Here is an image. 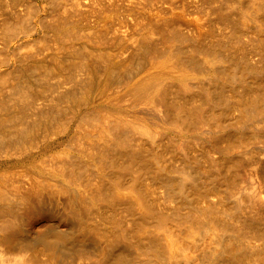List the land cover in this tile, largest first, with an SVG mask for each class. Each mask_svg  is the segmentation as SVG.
Wrapping results in <instances>:
<instances>
[{
	"label": "bare ground",
	"instance_id": "obj_1",
	"mask_svg": "<svg viewBox=\"0 0 264 264\" xmlns=\"http://www.w3.org/2000/svg\"><path fill=\"white\" fill-rule=\"evenodd\" d=\"M55 1L0 0V264L38 263L18 235L54 250L71 220L100 264H264V0H137L165 11L110 42Z\"/></svg>",
	"mask_w": 264,
	"mask_h": 264
},
{
	"label": "rangeland",
	"instance_id": "obj_2",
	"mask_svg": "<svg viewBox=\"0 0 264 264\" xmlns=\"http://www.w3.org/2000/svg\"><path fill=\"white\" fill-rule=\"evenodd\" d=\"M48 1L52 4V3H54L55 0H51L52 2H51L50 0H35V3H37V4L40 5V6L43 5L42 7L45 8V7H48V6L50 5V3H49ZM57 1H58V0H57ZM57 1H55V4H57L58 2L61 3L62 5L64 4V3H63L64 0H63V1L60 0V1H62V2H60V1L57 2ZM71 1H72V0H71ZM71 1L69 2V0H67V1H64V2H69V4L71 3V4H72V5L70 4L71 7L73 6V4L76 5V2L73 3V2H71ZM78 1H81L80 4H77V5H80V6H79L80 10L78 9V6H75V5H74L76 8L73 6V8H74V9H73V8L67 6L68 3H65L66 6H67L66 9H70V8H71L70 11L72 12L73 15H74L75 13H77V14H75V16H76V15H77V16H78V15L81 16L80 19H79V18L75 19L76 17H73L72 14H71V12H69V10H67V11L65 10L66 15H67L68 12H69V14L72 16V18H71V16L68 14V15L70 16L69 18L72 19L71 21H70V19H68L69 22H74V21H73V18H74L75 21L77 20L74 24H75V25H76V24L78 25V23H79L78 26L80 27V29H81V30H84V31H86V32H87V29H88V31L90 32L92 29L90 30L89 28H91V27L93 26V27H92V28H93V30H92L93 32L91 31L90 33H94V32L96 33L97 31H101V32L103 31V32H104L105 29H108V30H105V32L107 31V34H106L105 37H106L108 40H109V38H110V34H113V36H111V38L113 39V37L115 36V33H116L117 31H121L124 27H125V30H126V29H127V30H131V29L134 27V25H131L130 23H132V24L135 23L137 19H139L138 22H140V19L143 21L142 18H140V17L138 18V16L140 15V12H139V11H140L141 9H142V10H145L146 12H150V11H151V12H152V11L155 12V10L158 9V4H159V2H158V3H157V7H156L155 4H153V6H155V9H154V7L152 6V4H151V6L149 5V4H150V1H149V4L147 3L148 0H146L147 2H146L145 4H144L143 2H139V4L137 3L138 1H145V0H138V1H137V0H135V1H132V0L129 1V0H128L129 2H127V1L125 0V2H127V4H131L130 2H136V1H137L136 3H137L138 5H137L136 3L134 4L135 6H137V9H136V7H134V5H131V7H130V5H129V6H126L125 8H124V7L120 8L121 6H123V5L125 6V4H126V3L124 2V0H123V3H122V0H120L119 2H120L121 4L119 3L118 5H116V3H115V5H116V7H118V9L115 7V5L112 4L113 7H115V8L113 9L112 5L109 4V3H107V1H105V0H103V1H102V0H101V1H100V0H96V2H98L97 4L93 2V1H95V0H92V1H91V0H78ZM84 1H85V2H84ZM86 1H87V2H86ZM170 1H171V0H170ZM170 1L168 2V0H167V3L165 4L166 7L169 5ZM182 1H185V2L183 3L184 6H187V5H190V4H191L192 6H191V7H188V6H187V7H185V9H183V4L180 3V2H182ZM56 2H57V3H56ZM83 2L85 3V5H82V4H84ZM99 2H101L102 6H103V5L107 6V8H106V7H102L101 5H99V4H100ZM103 2H104V4H103ZM173 2H174V3H175V2H176V3H179V4H177V6L179 5L178 7H177L176 5H174V3L172 4V7H174L173 10L175 9V6H176V8H177V12H180V11H179L180 9H183L184 11L187 10V11L185 12L187 17L192 16V15H190V14H194V13L197 11V10H196L197 7H196V4H195V3H197V2H196L195 0H190V1H189V0H187V1H186V0H180V1H179V0H176V1H173ZM188 2H190V3H188ZM191 2H192V3H191ZM194 2H195V3H194ZM48 3H49V5H48ZM59 3H58V4H59ZM88 3H90L89 5H91L92 3H94V5H95V4H96L97 6L99 5L101 8H105V9H100L99 6L97 7L96 5L94 6L93 4L91 5L92 8H93V9H92L91 6L88 7V6L86 5V4H88ZM105 3H107V4H105ZM141 3H143L144 6H143V4H141ZM187 3H188V4H187ZM193 3L195 4V6H194ZM58 4H57V5H58ZM61 4H59V8L62 10V8L64 9L65 6L63 5L62 7H60ZM108 4H109V6H110V5H111V6L109 7ZM122 4H123V5H122ZM140 4H141V5H140ZM147 4H148V5H147ZM160 4L162 5V4H164V3H163V2H162V3L160 2ZM160 4H159V7L161 6ZM167 4H168V5H167ZM181 4H182V5H181ZM185 4H186V5H185ZM25 5H27V4L24 3L23 8L26 7ZM46 5H47V6H46ZM120 5H121V6H120ZM145 5H147V6L145 7ZM173 5H174V6H173ZM198 5H199V3L197 4V6H198ZM84 6H85V7H84ZM119 6H120V7H119ZM138 6H140V9H139ZM142 6L145 7V9H144ZM148 6L153 7V8H150V7H148ZM180 6H182V7H180ZM199 6H200V5H199ZM199 6H198V8H199V10H200L201 7H199ZM68 7H69V8H68ZM87 7H88V9H91V11L88 10ZM128 7H130V9H132V10H129ZM141 7H142V8H141ZM147 7H148V9H146ZM162 7H163V9H164L165 6L162 5L161 8H162ZM168 7H169V6H168ZM179 7H180V8H179ZM193 7H196V8L194 9ZM81 8H84V10L81 9ZM94 8H95V9H94ZM98 8H99V9H98ZM109 8H110V10H109ZM123 8L125 9L124 11H127V13H128L129 16H127V13L124 12V11L122 10ZM126 8H127V9H126ZM149 8H150V10H149ZM187 8L189 9V11H190V10H193V9H194V10L189 12ZM190 8H191V9H190ZM198 8H197V9H198ZM75 9H76V10H75ZM85 9H87V10H85ZM112 9H113V10H112ZM178 9H179V10H178ZM72 10H74V11H72ZM78 10L81 11V12L83 11L82 13H84L83 15H85V16L82 17L83 15H82L81 12H79V13L76 12V11H78ZM92 10H93V11H95V10L97 11V10H98V11H97V14H98V13L101 14L102 11L109 12V14H108V13H107V14L105 13V16H104V12H102L101 15H102L103 17L100 16V14H98L100 17H96V16H98V15L96 14V12L92 13V12H93ZM101 10H102V11H101ZM114 10H115V11H114ZM116 10H117V12H116ZM120 10H121V11H120ZM136 10H138V11H136ZM142 10H141V12H142ZM147 10H149V11H147ZM158 10H160V12L165 11V10H162V9H160V8H159ZM161 10H162V11H161ZM195 10H196V11H195ZM199 10H198V11H199ZM47 11H48V13H47ZM88 11H89V12H88ZM100 11H101V12H100ZM110 11H111V12L114 11V12H113V13H110ZM118 11H120V12H118ZM128 11H129V12H128ZM133 11H134L135 13H134ZM73 12H75V13H73ZM85 12H86L87 14H86ZM115 12H116V13H119V14H117L118 17H117V15H115V14H116ZM122 12L125 13V14H123ZM136 12H139V15H138V16L136 15V14H138V13H136ZM193 12H194V13H193ZM89 13H90V14H89ZM91 13H92V18H90ZM121 13H122L124 16H123ZM43 14H46V15L49 14V15H50L51 12L48 10V8H46V9H45V12L43 11ZM95 14H96V16H95ZM113 14H114V16H116V17H115L116 19L118 18V19L120 20V19L122 18V20H123L122 22L127 21V20H125L124 18H126V17L129 18L130 16H133L134 14H135V16H137V17H136L137 19L131 17V18L134 19L135 21H134V20H132V21L130 20L131 22H128V21H127V22H125L126 24L121 22V23L123 24V25H121L120 22L118 23V21H119L118 19H117V22H116V19L113 17ZM130 14H131V15H130ZM167 14H169V13H167ZM68 15H67V16H68ZM87 15H89V16H87ZM111 15H112V17H111ZM120 15H121V16H120ZM79 16H78V17H79ZM86 16L89 17L90 19L86 18ZM93 16L96 17V18H101V19L93 18ZM106 16H107L108 18L111 17L112 19H115L114 22H115L116 25L112 22L113 20L111 21L110 18H109V20H110L115 26H114L113 24H112V26H111V23H110V21L108 20V22H107V21H105V22H106L107 24H109V23H110V24H109L108 27L106 28V25H105L106 23L103 22L104 20L108 19ZM119 16H120V17H119ZM135 16H134V17H135ZM140 16H142V15H140ZM194 16H195V14H194ZM194 16H193V17H194ZM123 17H124V18H123ZM82 18H86V21H85L84 19H82ZM190 18H191V17H190ZM48 19L51 20V15H50V17L48 16ZM82 20H83L85 23H84ZM91 20H92V21L94 20L95 22H92ZM99 20H100L103 24H102ZM124 20H125V21H124ZM78 21H79V22H78ZM80 21H81V22H80ZM89 21L91 22L92 25L90 24ZM82 22H83V23H82ZM87 22H88V24H87ZM96 22H97V23L100 22V23L102 24V25H101V28H105V29L102 30V29L100 28V25H98ZM100 23H99V24H100ZM127 23H129V25H127ZM80 24H82V25L84 24V25H83V26H82V25L80 26ZM117 24L120 25V26H117ZM124 24H125L127 27H126ZM77 25H76V26H77ZM86 25H87V26H86ZM88 25H89V26H88ZM94 25H95V26H94ZM103 25H104V27H102ZM78 26H77V27H78ZM79 27H78V28H79ZM87 27H88V28H87ZM109 27H111V28L113 27L112 30H114V31H116V32L113 33L114 31L112 32V30H111ZM114 27H115V28H114ZM118 27H121L122 29H121V28H118ZM128 27L131 28V29H129ZM83 28H85V29H83ZM96 28H98V30H97ZM99 28H100V29H99ZM117 28H118V29H117ZM94 29H95V30H94ZM119 29H120V30H119ZM123 30H124V29H123ZM105 32H104V34H105ZM110 32H111V33H110ZM108 33H109V35H108ZM107 36H108L109 38H108ZM111 38H110V39H111ZM109 42H110V40H109ZM0 44H1V43H0ZM14 44H15V43H14ZM1 48H2V44L0 45V49H1ZM0 51H1V50H0ZM0 54H1V55L3 54L2 56L5 55V53H4L3 50L1 51ZM1 55H0V56H1ZM2 56H1L0 58H3ZM59 142H60V141H58V143H59ZM55 144H56V145H55ZM52 147H53V148H52ZM56 147L58 148L57 142L54 143L53 145H51L50 147H48L47 149H44V150H40V151H38V152L36 153V155L34 156V158L39 157L41 154H45V153L48 154V153H50V152H53V150L55 151V150L57 149ZM9 164H12V162H4V163H1L2 166H4V165H9ZM13 164L16 165V164H21V163H13ZM226 179H227V178H226ZM228 180H229V178H228ZM227 182H230V181H227ZM119 218H120V219H119L118 221H119L120 224H122V223H123V224H124V223L127 224L126 222L129 221V219H128V220H127V219L125 220V219L123 218V216H122V219H121V217H119ZM123 219H124L125 221L122 222L121 220H123ZM130 222H131V221H130ZM133 222H134V221H132V223H133ZM132 223H130L131 225H128L127 230L130 228L129 226H132V227H133V225H134L133 228L131 227L132 232H134V234H132V236H131V237L133 238L134 236L137 235V233H135V232H136V231H140V229H141L140 226H141L142 224L140 223V226H139V224L136 223V222L133 223V224H132ZM120 224H118V225L121 226L122 229H121V227H120L119 230L122 231V232H121V233H123V234H122V237L125 238V239H123V238H122L123 240H122L121 238L119 239L120 242H119L118 246H120V247L116 250V252H118V251H123L122 249H124V247L127 246V247H126V249H127V248L129 247V245H130V244H129V245H126V244L128 243V240H129L127 237H128L129 235H131V234H129V231H128L127 233L124 232V231H127L126 229L123 230V226H125V224H124V225L122 224L123 226L120 225ZM128 224H129V223H128ZM137 224H138V225H137ZM135 225H137V227H136ZM168 225H170V223L167 222V226H168ZM35 226H36L35 230H39V229H40V225H39V223H35ZM143 226H144V223H143ZM167 226H166V227H167ZM138 227H139L140 229H139ZM168 227H170V226H168ZM168 227H167V228H168ZM59 228H60L59 230H65V229H67V230L69 231V233H68V235H67V239H65V238H63V237H56V239H55V244L53 245V246H56V249L51 250L50 246H45V245H43V244H41V243H38V242H37V243H34V238L36 237L35 234H34V233H31V232H29V231H27V232H22V233H20V234L18 235V239H17L16 241L20 242L23 238H25V239L31 241V242L33 243V245H31V246H30L29 248H27V249H23L22 247L18 246V244H14V245H13V246H14V250L17 251V252L15 251V252H16V253H18V252H19V253L24 252L25 254H30V257L33 258L34 261H37V262L40 263V264H49V263H51V262H52L53 264H74L77 260L83 261L82 264H95V262H96L95 260H96V259L94 260V258H98V259H100L99 257H101V255H103V253L105 252L104 249L106 250V246H107L106 244H107V243H106V242H103V241H105V240H103V239L101 238V236H100V237L97 236L98 234H96L95 231L93 232V230H89V231H87V233H86V232H85V233H79V232H77V230H76V225L74 224V220H71V221H67V222H65V225L60 226ZM124 228H126V226H125ZM135 228H136V229H135ZM171 228H172V227H171ZM131 229H129V230L131 231ZM133 229H135L136 231L133 230ZM137 229H138V230H137ZM172 229H173V230H172ZM172 229H170V230H171L172 233H173L174 230H175V232H176V229H177V228H176V229L172 228ZM33 230H34V229H33ZM91 231H92L93 233H90V234H91V235H90L88 232H91ZM132 232H131V233H132ZM94 233H95V235H93ZM176 233H178V231H177ZM176 233H173V234H175V237H177V234H176ZM57 234H59V233H57ZM124 234H125V235H124ZM135 234H136V235H135ZM59 235H60V234H59ZM126 235H127V236H126ZM60 236H61V235H60ZM125 236H126V237H125ZM181 236H182L181 234H180V236L178 235L179 238L177 237L176 239H177V240L180 239ZM131 237L129 236L130 239H131ZM126 239H127V240H126ZM121 240H122V241H121ZM124 240L127 241L126 244L123 243ZM125 241H124V242H125ZM121 242H122V243H121ZM120 243H121V244H120ZM129 243H130V242H129ZM179 243L182 244V243H184V242H183L182 239H180V240H179ZM123 244H124L125 246H124ZM182 245H183V244H182ZM51 247H52V246H51ZM129 248H130L131 251H132V249L134 250V248L131 247V245H130ZM127 250H128V249H127ZM190 250H191V249H190ZM128 251H129V250H128ZM134 251H135V250H134ZM134 251H133V253L131 254V257L136 258V257H137V254L134 253ZM190 252H191V251H190ZM91 257H92L93 259H92ZM98 259H97V262H98V263H99L100 261H102L101 259L98 261ZM92 260H93V261H92ZM94 261H95V262H94ZM45 262H46V263H45ZM97 262H96V263H97ZM35 263H36V262H35ZM35 263H34V264H35ZM38 263H36V264H38ZM100 263H101V262H100ZM100 263H99V264H100Z\"/></svg>",
	"mask_w": 264,
	"mask_h": 264
}]
</instances>
